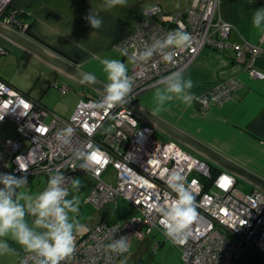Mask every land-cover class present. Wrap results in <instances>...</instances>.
Returning <instances> with one entry per match:
<instances>
[{
  "label": "built area",
  "instance_id": "2783aa9c",
  "mask_svg": "<svg viewBox=\"0 0 264 264\" xmlns=\"http://www.w3.org/2000/svg\"><path fill=\"white\" fill-rule=\"evenodd\" d=\"M14 0H0V21L25 32L28 24L16 12H6ZM221 0H187L185 12L170 14L160 5L143 11L134 32L116 45L133 53L147 51L166 34L183 26L191 36V44L182 49L157 48L150 59L133 61L128 74L134 85L128 98L133 99L149 88L163 84L174 71L184 72L200 52L211 47L233 49L237 62L244 65L250 77L264 79V73L254 67V60L264 49L261 44L229 41L232 23L224 20L217 10ZM262 40V39H261ZM4 49L0 47V53ZM173 54L171 62L163 61L166 53ZM236 78L222 81L200 98L203 107L210 101L223 102L239 87ZM63 94L68 87H61ZM103 95L86 96L78 103L70 118H63L48 110L23 91L0 78V135L7 121L17 126L18 134L0 144V173L26 176L28 184L35 179L40 190L55 172L64 175L62 185L70 191L71 180L80 174L96 179V185L86 197V203L102 208L127 199L139 215L123 221H101L94 229L76 234V251L63 264H117L128 255L132 243L158 230L176 246L185 264H235L246 250L264 255V192L254 188L243 191L238 179L227 171L212 176V166L190 153L174 140H163L150 124L138 119L122 105L112 109H96L94 102ZM73 129L70 142L56 141L57 132ZM98 150L100 160L90 170L80 165L87 145ZM112 167L113 181L106 177ZM179 172L186 186L195 196L198 218L191 226V234L183 245L173 243L161 226V208L175 198L166 184L167 176ZM212 179L209 189L205 180ZM2 187V185H0ZM34 218V217H31ZM127 236L129 251L112 252L108 245ZM159 242H156V246ZM17 264H37L34 255L23 253Z\"/></svg>",
  "mask_w": 264,
  "mask_h": 264
},
{
  "label": "crops",
  "instance_id": "0c3cea01",
  "mask_svg": "<svg viewBox=\"0 0 264 264\" xmlns=\"http://www.w3.org/2000/svg\"><path fill=\"white\" fill-rule=\"evenodd\" d=\"M82 2V7H79L78 4L81 5V3L74 0H14L9 10L20 12L19 17L29 25L23 32L25 35L86 72L94 73L98 79L107 83L100 61L105 58L119 59L127 65L128 70L131 68V56L117 50L116 45L130 36L136 22H129L130 19L129 21L124 20L111 13L110 10L104 11L101 6H97L91 0ZM262 7H264V0H221L217 14L233 25L229 38L231 43L242 44L248 41L261 44L264 49V32L252 27L253 13ZM90 11L100 13L104 21L100 29H92L84 19ZM0 40L12 44L1 36ZM0 45L7 48L2 43ZM18 53L26 55L22 51ZM0 55H2L0 61L11 56L8 53H0ZM33 57L36 59L35 56ZM254 67L264 73V52L254 60ZM56 72L52 75L55 76ZM182 73L185 78L193 80L194 87L191 91L198 97L191 107L174 100L168 102L162 111L154 112V93L157 87H162L163 84L153 86L133 99L178 129L264 178V79L250 77L247 68L236 61L233 49L220 51L211 47L204 48L192 65ZM0 76L23 92L29 87L9 72L0 70ZM49 78L48 81L52 79V77ZM232 78H236L240 85L230 98L223 102L210 101L208 107L201 105V97L212 90L216 84ZM64 86L69 88L65 94L61 91V87ZM83 86L81 85V91ZM47 87H50V90L54 87L58 88L63 96L76 93L74 86L62 84L56 79L51 80ZM83 91L84 95L81 94L79 100L76 101L73 112L80 100L88 95L86 86L83 87ZM91 93L92 95L99 94L95 91ZM26 94L48 107L41 97L31 96L30 92ZM50 110L63 118H69L73 114L72 112L71 115H67L66 112L62 115ZM158 133L160 137L164 135L168 140L182 144L161 131ZM184 147L190 149L185 145ZM197 156L202 158L199 154ZM211 165L213 168L217 167L215 164L211 163ZM254 188L251 185L249 190ZM144 239L135 240L131 251L117 264H136L143 260V258L135 260L134 252L138 248L133 249V246L134 243ZM161 245L162 243L159 242L158 247L160 248ZM154 246H156L155 242ZM19 255L15 264L20 261L23 253ZM235 264H264V255L248 249Z\"/></svg>",
  "mask_w": 264,
  "mask_h": 264
},
{
  "label": "clouds",
  "instance_id": "9594fccd",
  "mask_svg": "<svg viewBox=\"0 0 264 264\" xmlns=\"http://www.w3.org/2000/svg\"><path fill=\"white\" fill-rule=\"evenodd\" d=\"M127 0H103L102 10L107 11L117 6H125ZM92 29L97 30L103 26V19L98 11L84 17ZM252 27L264 32V7L256 10L252 16ZM191 44V36L183 30V26L166 34L162 41H157L147 51L133 53L131 59L136 62L147 61L157 48L182 49ZM173 54L166 53L163 61L171 62ZM102 72L107 83L101 100L94 102L92 107L100 110L112 109L127 103L134 80L128 74L127 65L119 59H102ZM83 79L89 83L96 82V75L85 73ZM194 82L185 78L180 71H174L163 80L154 93V112H160L171 101H179L191 107L193 101L198 99L191 91ZM73 135L71 127L57 132L56 141L67 145ZM98 150L89 143L81 159L83 170H90L93 164H98ZM224 171V170H222ZM238 179V178H237ZM65 177L60 172L51 175L43 191L35 196L22 191L28 184L26 176L17 177L8 173H0V256L14 251L2 238L8 237L18 244L25 253L34 255L37 264H63L71 260L76 251V233L82 229L77 214L80 210L79 191L81 181L79 178L71 180V199L69 189L63 187ZM239 181V179H238ZM166 184L175 198L165 207L161 208V226L165 235L176 244L183 245L191 234V226L198 218L195 196L186 186L183 176L172 171L166 178ZM258 189V188H257ZM26 217H34L29 224ZM127 236H121L108 245L116 253L123 254L129 251Z\"/></svg>",
  "mask_w": 264,
  "mask_h": 264
},
{
  "label": "rangeland",
  "instance_id": "374dc122",
  "mask_svg": "<svg viewBox=\"0 0 264 264\" xmlns=\"http://www.w3.org/2000/svg\"><path fill=\"white\" fill-rule=\"evenodd\" d=\"M74 1L81 3V5L78 4V6L82 7V1L85 2L86 0ZM91 1L92 3L97 4V6H101L103 4V0ZM154 5H162L164 10L167 12L177 14L182 13L186 9L187 0H127L125 6H117L116 8L111 9L110 12L124 20L129 21L128 19H130L129 22L137 23L139 18L141 16L143 17V11ZM0 43L4 44L8 48V54H11V56L8 58H4L0 61V70L2 72H9L17 80L23 82L25 85H28V89H24V91L26 93L30 92L31 96L37 98L41 97V99L47 103V106L54 112L62 115L66 114L67 112V115H71L76 101L79 100L81 94L84 95V86L82 85L83 87L81 91V84L75 80L65 76L64 74L61 75L60 72L51 66L47 65L46 63H41L33 56H29L31 54L4 40H0ZM18 51H22L26 53V55H23L22 53L19 54ZM131 64L133 65V61ZM55 72V76L52 75ZM49 77H52L51 80L56 79L65 85L71 84L75 87L74 91L76 93H69L63 96L58 88L54 87V89L50 90V87H47V84L51 81H48L50 79ZM86 88L88 90V95L86 96H92L91 90L88 87ZM17 134V126L11 121H7L1 127L0 144H2L4 140L15 138ZM160 138L163 140L168 139L164 135H162ZM181 145L184 147L183 144ZM186 150L194 155L197 154L190 149ZM114 174L115 171L112 169V167H109L106 172V177L113 181L112 177ZM77 178H79L81 181V189L78 193L81 203L79 213L77 214V219L80 225H82V229L76 234L91 231L103 220H107L109 222H119V220H122L125 217H134L139 215L136 207H134L124 197H120L117 203H108L100 209L90 203H86V197L90 194L97 181L92 176L85 174H80L77 176ZM31 182V185L29 187H25L22 189V191H26L28 194L35 196L41 192L40 186L38 184H33L36 182L35 179H32ZM238 187L243 191H248L251 185L244 180L239 179ZM73 194L74 193L70 188L69 196L67 198L71 199ZM26 219L28 220L29 224H31L34 218L26 217ZM2 239H4L9 244V247L14 249V251H10L5 255L0 256V264H15L18 260L17 257L20 256L19 254H21L20 252L22 251V248L8 237ZM157 241L162 243L160 248L154 246V242L156 243ZM135 247L138 248L134 252L135 260L137 261L138 259L141 260V258H143V260L137 262L136 264H185L182 260L179 249L171 242L166 240L165 236L160 231L154 230L153 233L147 235L143 241L134 243L133 249Z\"/></svg>",
  "mask_w": 264,
  "mask_h": 264
},
{
  "label": "water",
  "instance_id": "95a60500",
  "mask_svg": "<svg viewBox=\"0 0 264 264\" xmlns=\"http://www.w3.org/2000/svg\"><path fill=\"white\" fill-rule=\"evenodd\" d=\"M0 36L12 44L24 49L61 74H64L81 85L88 87L91 91L104 95V87L106 84L104 81L98 78L95 83L85 81L83 76L88 72L58 53H55L51 49L44 47L38 41L25 35L22 31L16 30L8 24L0 21ZM122 106L129 110L138 119L152 125L156 130L178 140L186 147L199 154L202 158L206 159L210 165L211 163L215 164L222 170L233 174L238 179L244 180L264 192V178L260 175H257L256 173L229 159L225 155L213 149L211 146L192 137L185 131L178 129V127L174 126L156 113L146 109L134 99L128 98L127 103L122 104Z\"/></svg>",
  "mask_w": 264,
  "mask_h": 264
},
{
  "label": "trees",
  "instance_id": "16d2710c",
  "mask_svg": "<svg viewBox=\"0 0 264 264\" xmlns=\"http://www.w3.org/2000/svg\"><path fill=\"white\" fill-rule=\"evenodd\" d=\"M155 6V5H154ZM161 7H162V5H160ZM152 7V6H151ZM9 8H10V6L8 7V9L6 10V12L7 13H9ZM163 8V7H162ZM164 9V8H163ZM186 10V9H185ZM185 10L183 11V12H185ZM166 11V10H165ZM167 12V11H166ZM168 13H170V12H168ZM20 12H16V15H17V17H19L20 16ZM170 14H174V13H170ZM20 18V17H19ZM20 19H22V18H20ZM23 20V19H22ZM26 22V21H25ZM27 23V22H26ZM29 26V25H28ZM135 26H136V24L134 25V28H133V30H132V32H134V29H135ZM28 28V27H27ZM131 32V33H132ZM0 47H2L3 49H4V51L3 52H1V53H8V49L7 48H5L4 46H2V45H0ZM116 49L117 50H119V51H121V52H123L124 54H126V55H130L131 54V49H126L125 51H123V50H120V49H118L117 47H116ZM217 50V49H216ZM221 51V50H220ZM223 51V50H222ZM131 68H132V66H131ZM130 68V69H131ZM129 69V70H130ZM128 70V71H129ZM0 78L1 79H3L1 76H0ZM3 80H5V79H3ZM6 81V80H5ZM8 82V81H7ZM56 85L58 86V83H56ZM86 91V90H85ZM87 92V91H86ZM39 104H41L42 105V103H40L39 101H37ZM42 106H44V107H46L45 105H42ZM77 107V106H76ZM48 110H50L48 107H46ZM76 109V108H75ZM51 111V110H50ZM75 111V110H74ZM74 113V112H73ZM70 118V117H69ZM222 171V169L221 168H219V167H212V176L213 177H215V176H217L220 172ZM211 181H212V179H207V180H205V183H206V189H209V187H210V185H211ZM21 253H24V251L22 250L21 251Z\"/></svg>",
  "mask_w": 264,
  "mask_h": 264
},
{
  "label": "flooded vegetation",
  "instance_id": "af4514ba",
  "mask_svg": "<svg viewBox=\"0 0 264 264\" xmlns=\"http://www.w3.org/2000/svg\"><path fill=\"white\" fill-rule=\"evenodd\" d=\"M37 59V58H36ZM40 61V60H39ZM41 63H44L43 61H40ZM251 188V187H250Z\"/></svg>",
  "mask_w": 264,
  "mask_h": 264
},
{
  "label": "snow or ice",
  "instance_id": "6c2138e0",
  "mask_svg": "<svg viewBox=\"0 0 264 264\" xmlns=\"http://www.w3.org/2000/svg\"><path fill=\"white\" fill-rule=\"evenodd\" d=\"M97 159L99 160V157Z\"/></svg>",
  "mask_w": 264,
  "mask_h": 264
}]
</instances>
